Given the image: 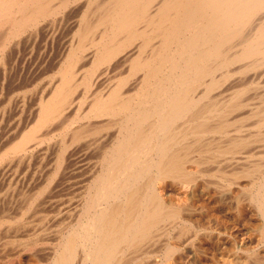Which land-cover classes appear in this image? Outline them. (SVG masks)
Returning <instances> with one entry per match:
<instances>
[{
    "label": "bare ground",
    "instance_id": "6f19581e",
    "mask_svg": "<svg viewBox=\"0 0 264 264\" xmlns=\"http://www.w3.org/2000/svg\"><path fill=\"white\" fill-rule=\"evenodd\" d=\"M0 264H264V0H0Z\"/></svg>",
    "mask_w": 264,
    "mask_h": 264
}]
</instances>
